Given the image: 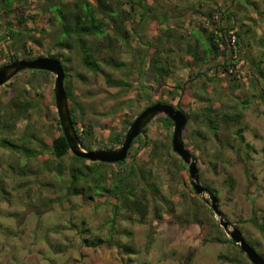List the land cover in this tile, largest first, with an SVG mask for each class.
I'll return each instance as SVG.
<instances>
[{
    "label": "rangeland",
    "instance_id": "obj_1",
    "mask_svg": "<svg viewBox=\"0 0 264 264\" xmlns=\"http://www.w3.org/2000/svg\"><path fill=\"white\" fill-rule=\"evenodd\" d=\"M23 1L27 19L21 25L44 27V31L38 30L34 34L38 42L27 43L32 48L31 57L47 53L45 56L57 55L63 62L64 85L69 87L71 95L68 102L78 112L80 124H92L94 135L102 144L112 132L122 128L124 114L134 118L148 105V95L151 104L181 101L189 115L183 139L196 156L200 183L218 191L216 195L223 217L239 228L245 239L264 255V76L255 71L256 66L263 68L264 65V0H146L152 12L137 27V34H131L130 49L123 52V60L142 53L146 47L144 42L160 41L161 55L170 61L171 71L160 84L153 82V89L147 93H139L135 87L122 92L109 86L102 75L82 66L75 49L54 46L60 29L58 24L45 19L40 8L44 0ZM20 5L18 3L16 9L8 13L0 7V65L8 63V56L14 51L19 53L20 59H28L17 41L19 35L9 38L5 34L7 24L19 25ZM124 7L129 9L128 5ZM210 7L223 12V19L215 24L216 27L234 25L231 33L239 32L241 49L234 55V65L229 73L220 65L223 57L213 59L209 64L217 63V69L191 80L190 88L181 99L176 94L172 98L168 91L175 83L184 85L198 69L205 70L207 66L201 60L195 63L184 51L197 46L201 55L204 29L213 26L206 16ZM124 25L130 31V24L125 22ZM259 58L263 59L262 63ZM107 68L118 75L113 68ZM19 74L14 76H20L17 80L12 81L13 77L0 86V105L14 93L13 85L23 98H33L37 105L19 117L11 142L21 143L22 136L32 131L44 141L45 148L35 157L31 170L21 178L18 169L7 168L13 153L8 147H0V187L4 189L3 192L0 189V264H252L239 254L238 245L217 240L220 231L226 233L214 214L220 230L215 224L204 223L201 227L197 223L178 222L164 210L161 211L162 218H156L151 207L146 220L140 222L132 219L125 209L114 208V200L107 192L99 190L92 193L91 198L81 191L67 193L68 170H64L59 179L55 172L45 167L58 162L49 155L51 139L60 132L55 124L58 115L54 102V75L50 73L46 80H32L29 72ZM129 77L137 87L136 72ZM145 80L150 82L152 78ZM220 81L228 87L227 94L220 93ZM205 90L211 96L209 101L194 98L195 94L203 97ZM128 99L134 102L132 106L120 107V102ZM220 101L223 102L222 112H229L233 119L227 122L230 130L241 127L251 150H242L237 155L226 145L232 134L213 118ZM235 118L238 119L237 126L234 125ZM172 131L173 126L167 130L161 121L154 120L148 123L147 137L159 141L166 151L171 147ZM144 134L142 132L131 145L127 165L132 161H147L150 146L143 145ZM190 138L193 139L191 144ZM171 161L158 165L153 172L159 175L157 183L166 197V206L175 203L174 213L178 214L195 194L185 169L187 166L182 167L178 160ZM72 162L69 154L62 164ZM92 162L97 161H86L95 174L97 168L102 167L103 184H111L110 173L116 169L112 165ZM182 193L186 194V199ZM196 196L200 211L210 217L208 204L200 195ZM253 213L263 225L262 230L249 221ZM82 228L87 232L81 233ZM110 234L113 245L87 246L82 241L83 237L96 235L105 239ZM123 243L135 247L136 253L127 254L121 247ZM222 253L229 254L232 259H219ZM233 257L237 259L233 260Z\"/></svg>",
    "mask_w": 264,
    "mask_h": 264
},
{
    "label": "trees",
    "instance_id": "obj_2",
    "mask_svg": "<svg viewBox=\"0 0 264 264\" xmlns=\"http://www.w3.org/2000/svg\"><path fill=\"white\" fill-rule=\"evenodd\" d=\"M18 3L21 4V12L19 11L18 15L19 25L12 26L11 24H7L5 34L9 38L19 35L17 41L20 42L23 51L26 52L27 58L29 59L32 58V48L27 46V43L28 41L38 42V38H36L34 34L35 32H38V30L41 32L44 31V27L38 24L36 27L32 28L21 25V23H24L25 19H27V17L24 16L23 0H0V7L2 11L8 13L16 9L15 5ZM125 5H128L129 9H126L124 7ZM40 8L45 14L47 22L58 24L60 29V34L54 41V46L70 50L75 49L82 66L94 74L102 75L104 81L109 86L117 87L122 92H126L128 88L135 87L139 93L145 91L147 93L148 90L153 89V82L160 84L162 78L171 73L169 69L170 61L166 60V57L161 55L160 41L153 43L148 40L144 42L146 47L142 53L139 52L135 54L130 60H123V52L130 49L129 41L131 34H137V27L142 24L150 12H152L146 0H44L41 2ZM136 14L137 17L135 16ZM222 15L223 12L216 7H210V10L206 13L207 18L212 21L211 24L213 26L209 30L204 29L206 34L205 40L202 41L204 47L201 55L198 54L197 46H193L191 48L188 47L184 51V54L191 56V60L195 63L198 60H201L207 66L205 70L203 68L198 69L196 74L191 76V78H189L184 85L175 83L174 87L168 91L172 98H175L176 94V96H179L181 99L182 94L186 91V89L190 88L191 80L199 78L200 75H207L206 71L217 69V63L214 65L209 64L213 59L223 57V61L220 65L224 68V72H230L234 65L233 57L241 49L240 34L239 32L231 33L234 25L216 27L215 24H218L219 21L223 19ZM229 16L230 15H227V17ZM125 22L130 24V31L125 28ZM233 38L234 40H232ZM137 39H139L138 35ZM48 55L58 58L57 55ZM20 58L19 53L14 51L8 56V62L15 61ZM259 61L262 63L263 59L259 58ZM107 67H111L110 69L113 68L118 75H115L112 71L107 70ZM255 71H257L259 75L264 76V65L263 68L256 66ZM25 72L30 73V79L32 80H46L50 75V72L38 69L23 70L19 75ZM134 72H136L135 82H137V87L134 86L129 77ZM150 76L152 81L149 82L148 80H145L146 77L149 78ZM142 77L144 80H141ZM16 78L18 79L20 76L14 77L12 81L17 80ZM220 82V93L227 94L228 87L223 84L224 81ZM11 88L14 93L10 95L2 105H0V147H8L10 150L9 152L13 153L9 157L7 168L9 170L18 169L19 175L21 178H24L27 174V170L32 168L31 164L34 162L35 157L44 152L45 143L44 141L39 140L37 135L32 131L27 136H22L20 140L21 143L11 142L10 138L15 130L19 117L22 113L28 112L31 108H34L37 105L36 102L33 101V98H23L22 94L16 90L14 85ZM65 89L68 101H70L69 97L71 95L68 90L69 87L65 86ZM194 98L196 100L209 101L211 96L209 97L208 91L205 90V95L201 97L202 99L196 94L194 95ZM147 102L148 105L152 103L150 95L147 96ZM133 103L134 102L131 101V99H128V101H121L120 107H125V104L129 107L132 106ZM168 104L177 109L183 110L189 119V115L186 112L185 107L181 104V101H178L175 104ZM222 107L223 102L220 101L219 106L214 111L215 113L213 114V118L218 119V124L224 129L229 130L230 134H232L226 145L231 150H234L237 155H240L242 150L245 152L251 150V145L244 140L243 130L241 127L238 126L236 129L230 130L227 122H229L232 117L229 112L223 113ZM69 109L80 144L87 150L112 149L117 147L121 144L125 132L133 120L132 116L124 114L121 121L122 128L112 132L106 143L102 144L94 135L92 124H80L81 118L74 106H71V103L69 104ZM154 120L161 121L167 130L173 126L172 120L164 114L157 115L151 121ZM234 121V125L237 126L238 119L235 118ZM55 124L58 126L60 132L51 139V143L49 145V155L52 158L57 159L58 162L52 164L51 166L46 165L45 167L55 172L59 179L62 178L64 170H68L69 181L68 185L65 187L67 193L72 194L81 191L84 196L91 198L92 193L99 192V190L107 192L114 200V208L125 209L130 213L132 219L140 222L146 220L151 207L152 213L156 218H162L161 211L164 210L171 214L178 222L184 221L185 223H197L201 227H204V223L208 225H216V219L213 217V212L210 208H208L210 217L200 211L199 205L196 204L197 193L192 187L191 189L194 191L193 193L195 195L191 198L187 207H183L180 213H174V209L176 208L175 203L171 202L170 205L166 206V197L157 183L159 175L155 174L153 170L162 163H168L171 159L174 161L178 160L180 165L184 168L185 164L171 147L167 148L166 151H163V146L159 141L147 137L148 124L142 131L145 133L144 135H146V137L144 136L143 145L150 146L146 162L137 163L136 161H132L129 165H127V157L126 159L115 163H105L99 161L92 162L93 164L98 163L99 165H112L116 169L110 173V179L113 182L107 186L103 184L102 167L97 168L98 172L95 174V172L91 170L92 168L86 163L88 159L73 155L69 149L68 143L66 142V138L62 132L58 118L56 119ZM208 124L206 126H209ZM212 129L216 131V127H213ZM216 138L219 137L216 135ZM189 140V144H191L193 139L190 138ZM93 144H96L95 148H93ZM185 146L188 148L187 144H185ZM131 147L132 146H130L128 151L131 150ZM69 154L71 155L73 162L69 164H62L63 159ZM193 157L196 158L194 154ZM167 166H169V164H167ZM185 169L187 171V168ZM245 170L248 172L246 166ZM167 173L170 174L171 172L168 171ZM206 188L211 190L214 194L218 192L213 188L207 186ZM0 189L3 192L4 189L2 187H0ZM182 196H185V199L187 198L185 193H182ZM180 216H183V218ZM249 221L255 227L261 230L263 229V225L258 220L256 213H253ZM216 227L220 230L219 225H216ZM80 232L86 233L87 229L82 228L80 229ZM220 233L221 236L218 237V241L238 245L230 238H227L222 231H220ZM112 237L113 236H111V234L105 239L94 235L92 237H83L82 241L87 246H100L102 244L113 245L114 242ZM206 238L207 237H205V239ZM248 243L253 246L251 242L248 241ZM121 247L127 254L136 253L135 247L129 243H123ZM238 252L240 255H244V257H246L239 245ZM260 254L263 255L262 253ZM218 258L226 260H230V258L232 259V257L227 253L220 254ZM235 259H237V257H233V260Z\"/></svg>",
    "mask_w": 264,
    "mask_h": 264
},
{
    "label": "water",
    "instance_id": "obj_3",
    "mask_svg": "<svg viewBox=\"0 0 264 264\" xmlns=\"http://www.w3.org/2000/svg\"><path fill=\"white\" fill-rule=\"evenodd\" d=\"M38 69L46 70L54 76L53 92L54 102L57 110L58 120L62 132L69 145L70 151L77 157H83L90 161L115 163L126 159L128 150L133 140L141 134L144 127L157 115L164 114L173 122L171 137L172 150L183 160L187 166L191 187L202 197L212 210L219 225L226 235L239 245L242 252L252 264H264V256L261 255L248 241L239 228L233 226L225 219L219 209V199L211 190L203 186L199 181L197 160L185 146L182 132L187 123V116L181 109H177L168 103L155 102L145 106L132 120L125 132L120 145L112 149H85L77 137L71 113L68 97L64 86L65 71L59 58L52 56H37L34 58H23L0 65V86L8 82L21 70Z\"/></svg>",
    "mask_w": 264,
    "mask_h": 264
},
{
    "label": "bare ground",
    "instance_id": "obj_4",
    "mask_svg": "<svg viewBox=\"0 0 264 264\" xmlns=\"http://www.w3.org/2000/svg\"><path fill=\"white\" fill-rule=\"evenodd\" d=\"M43 56H45V55H43ZM47 56H48V55H47ZM52 57H53V56H52ZM61 63H62V62H61ZM26 70H28V69H26ZM21 71H23V70H21ZM21 71H20V72H21ZM20 72H19V73H20ZM19 73H18V74H19ZM15 76H16V75H15ZM54 76H55V74H54ZM12 78H13V77H12ZM12 78H11V79H12ZM6 83H7V82H6ZM1 86H2V85H1ZM171 137H172V136H171ZM182 137H183V132H182ZM183 140H184V139H183ZM184 144H185V143H184ZM171 148H172V147H171ZM189 151H190V150H189ZM89 161H90V160H89ZM184 164H185V163H184ZM188 176H189V175H188Z\"/></svg>",
    "mask_w": 264,
    "mask_h": 264
},
{
    "label": "built area",
    "instance_id": "obj_5",
    "mask_svg": "<svg viewBox=\"0 0 264 264\" xmlns=\"http://www.w3.org/2000/svg\"><path fill=\"white\" fill-rule=\"evenodd\" d=\"M232 40H234V38Z\"/></svg>",
    "mask_w": 264,
    "mask_h": 264
},
{
    "label": "flooded vegetation",
    "instance_id": "obj_6",
    "mask_svg": "<svg viewBox=\"0 0 264 264\" xmlns=\"http://www.w3.org/2000/svg\"><path fill=\"white\" fill-rule=\"evenodd\" d=\"M9 63V62H8ZM65 79V78H64ZM216 195V194H215Z\"/></svg>",
    "mask_w": 264,
    "mask_h": 264
}]
</instances>
